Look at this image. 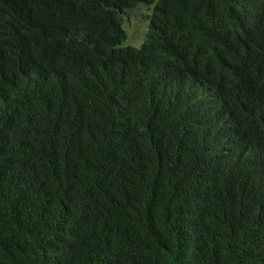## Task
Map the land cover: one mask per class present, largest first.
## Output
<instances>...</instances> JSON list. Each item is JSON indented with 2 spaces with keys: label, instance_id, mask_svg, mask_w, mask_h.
<instances>
[{
  "label": "trees",
  "instance_id": "obj_1",
  "mask_svg": "<svg viewBox=\"0 0 264 264\" xmlns=\"http://www.w3.org/2000/svg\"><path fill=\"white\" fill-rule=\"evenodd\" d=\"M0 264H264V0H0Z\"/></svg>",
  "mask_w": 264,
  "mask_h": 264
},
{
  "label": "rangeland",
  "instance_id": "obj_2",
  "mask_svg": "<svg viewBox=\"0 0 264 264\" xmlns=\"http://www.w3.org/2000/svg\"><path fill=\"white\" fill-rule=\"evenodd\" d=\"M153 9L154 6H140L135 10L126 11L125 29L129 35V44L140 47L145 41L150 25L149 16Z\"/></svg>",
  "mask_w": 264,
  "mask_h": 264
}]
</instances>
